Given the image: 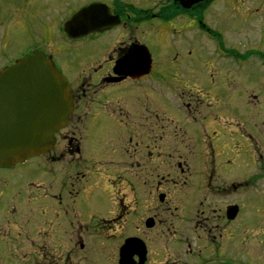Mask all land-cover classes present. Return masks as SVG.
Listing matches in <instances>:
<instances>
[{
	"label": "flooded vegetation",
	"instance_id": "af4514ba",
	"mask_svg": "<svg viewBox=\"0 0 264 264\" xmlns=\"http://www.w3.org/2000/svg\"><path fill=\"white\" fill-rule=\"evenodd\" d=\"M214 1L87 0L76 11L100 4L101 28L70 36L75 11L11 59L1 43L0 71L44 52L72 107L46 152L0 166V264H104L77 253L97 244L105 264H264V212L244 194L264 178L259 160L244 171L259 138L229 100L256 50L205 22ZM36 157L46 179L14 180Z\"/></svg>",
	"mask_w": 264,
	"mask_h": 264
},
{
	"label": "rangeland",
	"instance_id": "374dc122",
	"mask_svg": "<svg viewBox=\"0 0 264 264\" xmlns=\"http://www.w3.org/2000/svg\"><path fill=\"white\" fill-rule=\"evenodd\" d=\"M86 1L0 0V51L2 43L5 46L6 56L10 57V59L23 53L29 48L32 41L38 42L40 36H45L46 25H49L50 20H54H52V26L50 27L56 31L61 19L72 15L77 10V7ZM208 13L205 17V22L211 26L212 30L222 31L228 47L235 44L241 52L248 49L256 50L254 53L250 52L253 54L249 58H245V68L247 69L249 66L254 68V70L248 68L245 71L243 89L229 95V100L233 104L232 112L237 114V111H239L237 108L242 109L245 126L256 139L259 138L257 146L254 143L250 145V149L253 151L256 149L253 158H247L248 153L245 149V158H243L245 162L244 171L251 174V171L247 170L253 167L251 161L259 160L264 163V57H262L264 56V0H215L208 9ZM194 35L201 43L205 44V50L212 52V55L216 57L219 56L215 54L216 45L214 41L206 39L208 36H203L204 38L201 37L200 39L201 32L198 29H196ZM55 38L59 39L53 43V50H57L55 48L57 41L59 42L62 37L55 36ZM196 48L199 50L198 46ZM91 49V45H87L79 52V55H84ZM7 57L6 59L4 58V64L8 62ZM216 59L218 61L216 64L220 67L228 68L232 65V63L226 64V60L223 58L217 57ZM201 61V59H198V64H201ZM36 162L37 166L34 167ZM41 162H43V158L36 157L32 160V163L20 166L19 174L15 176L14 180L23 183L29 176L46 179L45 173H41L38 169ZM254 172L259 171L254 170ZM248 177L249 175L245 176V178ZM244 191L245 209L248 210V213H252L253 204L255 205V210L263 213L264 178L259 180L257 186H248ZM83 214L84 222H89L90 219H88L87 213ZM39 216H37L38 219L40 218ZM90 222H92V219ZM98 245L101 244H97L94 247L86 246L87 248L85 247L82 251L78 249L77 253L83 257L100 258L101 262L105 264V256L110 250L108 247Z\"/></svg>",
	"mask_w": 264,
	"mask_h": 264
},
{
	"label": "water",
	"instance_id": "95a60500",
	"mask_svg": "<svg viewBox=\"0 0 264 264\" xmlns=\"http://www.w3.org/2000/svg\"><path fill=\"white\" fill-rule=\"evenodd\" d=\"M201 1L188 0L186 5ZM99 6L92 3L74 13L65 24L67 33L78 37L101 28L95 21ZM71 107L68 82L44 52L37 50L2 69L0 166L46 152L67 123Z\"/></svg>",
	"mask_w": 264,
	"mask_h": 264
}]
</instances>
